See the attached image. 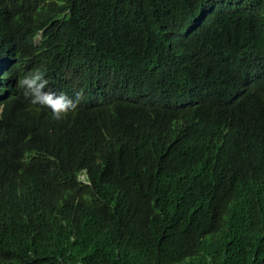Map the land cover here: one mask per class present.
Here are the masks:
<instances>
[{"label":"trees","instance_id":"obj_1","mask_svg":"<svg viewBox=\"0 0 264 264\" xmlns=\"http://www.w3.org/2000/svg\"><path fill=\"white\" fill-rule=\"evenodd\" d=\"M206 2L172 0L161 14L166 19L157 21L159 37L139 59L172 62L161 45L166 32L183 33ZM251 21L232 11L219 23L221 53L211 73L221 92L230 93L235 63L248 53ZM8 24L0 18V27ZM250 51L261 53L264 46ZM160 75L200 81L189 70L179 76L164 68ZM216 102L196 112L189 135L177 115L155 122L118 105L102 120L78 115L58 121L56 133L42 138L48 150L39 149L20 176L21 191L8 184L18 178L15 165L0 172V185L8 184L0 187V264H264V139L256 136L264 91L237 108L251 130L240 149L255 158L245 174L248 192L233 189L241 183H221L231 173L222 159L201 160L203 129L223 116ZM12 125L14 142L29 148L36 127L21 118ZM180 136L190 137L197 158L176 151ZM128 142L138 144L129 149ZM39 176L50 180L42 192L35 188Z\"/></svg>","mask_w":264,"mask_h":264},{"label":"clouds","instance_id":"obj_2","mask_svg":"<svg viewBox=\"0 0 264 264\" xmlns=\"http://www.w3.org/2000/svg\"><path fill=\"white\" fill-rule=\"evenodd\" d=\"M171 2L0 0V18L9 22L0 27V172L16 166L18 178L8 183L11 188L22 190L21 177L41 154L39 149L48 150L42 138L56 133L58 121L78 115L102 120L118 105L127 113L144 111L155 122L177 115L180 127L189 135L196 112L218 100L223 116L204 127L207 143L201 160L222 159L231 173L221 183H241L239 189H233L248 192L245 174L255 158L240 149L251 130L237 108L264 91V51H250L255 45L264 46V0H207L183 33L178 29L166 32L161 45L174 60L156 57L144 63L139 55L159 37L157 21L166 19L161 14ZM232 11L242 19H252L251 44L247 55L235 63L228 93L215 85L211 65L221 53V47L217 49L219 23ZM164 68L179 76L189 70L200 81L163 77ZM16 118L36 127L38 135L31 137L30 149L14 142L12 120ZM256 136L264 139V119ZM136 144L128 142V148ZM188 145L191 147L186 148ZM174 146L187 157L198 154L190 137L180 136ZM80 178L89 182L85 175ZM38 179L35 188L42 192L50 180L45 176Z\"/></svg>","mask_w":264,"mask_h":264}]
</instances>
